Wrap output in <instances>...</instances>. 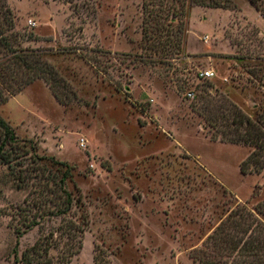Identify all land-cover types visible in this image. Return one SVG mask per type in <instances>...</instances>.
Returning a JSON list of instances; mask_svg holds the SVG:
<instances>
[{
	"label": "rangeland",
	"instance_id": "obj_1",
	"mask_svg": "<svg viewBox=\"0 0 264 264\" xmlns=\"http://www.w3.org/2000/svg\"><path fill=\"white\" fill-rule=\"evenodd\" d=\"M0 23V62L12 59L8 41L58 71L56 82L11 61L0 115L72 168L90 225L70 264H203L233 212L264 222V172L241 170L252 147L216 138L206 118L217 103L264 107V14L250 0H0ZM209 68L215 78L197 77ZM8 172L0 264H18L41 229L18 237L31 195Z\"/></svg>",
	"mask_w": 264,
	"mask_h": 264
},
{
	"label": "trees",
	"instance_id": "obj_2",
	"mask_svg": "<svg viewBox=\"0 0 264 264\" xmlns=\"http://www.w3.org/2000/svg\"><path fill=\"white\" fill-rule=\"evenodd\" d=\"M72 3L73 0H66ZM264 14V0H250ZM211 4V3H210ZM208 4V5H210ZM150 20L157 15L149 10ZM1 25V23H0ZM0 36L2 30L0 27ZM12 59L0 62V78H5L1 70H13L9 67L15 63L18 68L24 66L29 74L36 72L39 77H47L57 82L58 71L40 57L21 55L16 52L8 41ZM15 75H18V68ZM7 72V71H6ZM39 74V75H38ZM15 75H11L10 78ZM23 76V75H21ZM31 77H24L27 85ZM3 94V93H2ZM0 93V102L3 101ZM231 107L218 104V115L210 112L206 117L210 127L215 130L213 136L224 142L243 144L252 147L250 154L241 164L244 173L264 172V107L256 106L255 115L247 114L241 107L229 103ZM207 108H210L208 105ZM230 110L229 115L224 111ZM219 135V137H218ZM12 126L0 115V166L9 168L7 176L12 177L20 188L30 189L31 197L25 207H21L22 225L17 227L18 237L25 230L38 226L41 234L38 239L23 251L18 264H70L84 247L85 232L90 225V219L85 208L81 191L70 189L68 183L72 180V168L53 156L40 155L36 144L25 145ZM31 149V150H30ZM264 205V203H263ZM80 209L76 217H68L74 209ZM231 217L222 223L209 236L207 249L214 247V254L200 253L208 256L201 259L203 264H264V222L250 217V211L233 212ZM238 215V217H233ZM48 216V217H45ZM46 223L49 230L46 232ZM55 251V255L53 254ZM218 253V254H217ZM201 254V255H202ZM18 256V252H16ZM220 255V259L212 261L211 256ZM97 260V257H95ZM229 259V260H228Z\"/></svg>",
	"mask_w": 264,
	"mask_h": 264
},
{
	"label": "built area",
	"instance_id": "obj_3",
	"mask_svg": "<svg viewBox=\"0 0 264 264\" xmlns=\"http://www.w3.org/2000/svg\"><path fill=\"white\" fill-rule=\"evenodd\" d=\"M31 24H35V22L33 20H30ZM217 76V73L214 69L209 68V69H205L199 72V74H197L198 78H204V79H213ZM228 78H225V80H227ZM188 96L190 97H194V92L190 91L188 92Z\"/></svg>",
	"mask_w": 264,
	"mask_h": 264
}]
</instances>
